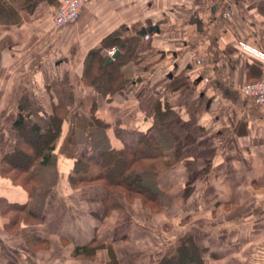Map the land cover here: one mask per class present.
Listing matches in <instances>:
<instances>
[{"label":"crops","instance_id":"1","mask_svg":"<svg viewBox=\"0 0 264 264\" xmlns=\"http://www.w3.org/2000/svg\"><path fill=\"white\" fill-rule=\"evenodd\" d=\"M27 1L11 4L18 24H0V264H180L182 252L264 264V103L242 92L261 62L238 46L264 51V0H91L59 31L63 0ZM119 31L138 39L139 62L105 93L85 66L95 54L107 64L118 48L98 51ZM59 105L54 162L32 182L54 175L53 189L38 200L12 161L24 145L14 124L22 115L26 131H44ZM154 130L170 137L150 186L158 204L95 180L102 152L129 156Z\"/></svg>","mask_w":264,"mask_h":264},{"label":"trees","instance_id":"2","mask_svg":"<svg viewBox=\"0 0 264 264\" xmlns=\"http://www.w3.org/2000/svg\"><path fill=\"white\" fill-rule=\"evenodd\" d=\"M24 0H0V24L10 25L18 24L20 18L17 14L16 9L11 4H19ZM26 1V0H25ZM39 0H28L26 4L30 8L38 3ZM23 5V6H24ZM123 31L116 32L108 36L102 42V48L98 51L99 53L103 48L117 47L122 51L121 55L115 63L110 65L106 64V58L99 54H95L90 57L85 66V82L89 86H92L96 90H103L105 93H115L123 88V84L116 85L118 80H122L121 68L123 63L121 60L124 59L125 52H131L132 47L137 44V38L123 39ZM124 44V47L122 45ZM124 82V79H123ZM54 110V114L50 119V124L41 130L40 127L34 126L32 130L26 131L25 118L20 115L14 124V129L19 132L20 137L24 140V145L16 146V152L12 161L19 166L21 172L24 175L18 176L22 178L23 185L30 189L29 194L31 197H35L38 191H42L38 196L39 199H46L47 195L53 189V184L48 182L34 184L35 174L33 173V167L36 165H42L51 163L53 164L54 157L52 153L55 150L54 142L61 133V124L65 117L61 116L59 111H63L64 106H57ZM62 107V108H61ZM161 134V135H160ZM167 134H162L156 130L146 136L140 146L135 150L129 151V156L125 152H114L105 151L102 152V158L105 159L107 165L104 166L100 171V175L95 179L104 181L106 186H121L131 187L135 189V192L140 196L145 204L154 205L158 204L156 194H153L151 189L152 175L156 173L159 166L163 164V152L165 149L164 144H160V139L166 141ZM170 138V137H169ZM158 140V141H157ZM49 153L47 155L46 153ZM128 172V176L126 173ZM125 174V175H124ZM15 181V179H14ZM32 186V189L30 188ZM41 198V199H40ZM161 203V201H159ZM162 205V204H160ZM18 208L16 212H21L26 206H13ZM95 247L94 249H96ZM88 247L84 248L86 251ZM79 252V250H78ZM184 254V255H183ZM186 253L182 252V257L185 258ZM187 257V256H186ZM168 260V259H166ZM169 261V260H168ZM164 264H171L170 261ZM188 264H200L199 259L192 256V259L187 260Z\"/></svg>","mask_w":264,"mask_h":264},{"label":"built area","instance_id":"3","mask_svg":"<svg viewBox=\"0 0 264 264\" xmlns=\"http://www.w3.org/2000/svg\"><path fill=\"white\" fill-rule=\"evenodd\" d=\"M90 1L91 0H63L52 19L54 28L59 31L65 27L76 24L83 8L90 3ZM238 46L261 62L260 79L255 83L245 85L242 88V92L256 103H264V51L243 41H240ZM113 53L114 50L110 51V55Z\"/></svg>","mask_w":264,"mask_h":264},{"label":"rangeland","instance_id":"4","mask_svg":"<svg viewBox=\"0 0 264 264\" xmlns=\"http://www.w3.org/2000/svg\"><path fill=\"white\" fill-rule=\"evenodd\" d=\"M136 46V45H135ZM132 49H133V47H132ZM110 56V55H109ZM134 61V62H139V60H138V57H137V55H136V53L134 52V50H132L131 52H125V56H124V59H122L121 61L122 62H125V64H128L129 63V61ZM86 84H87V82H86ZM68 99V98H67ZM73 102V101H72ZM63 103V102H62ZM65 104H66V106H68V105H70L71 104V102H70V100L69 101H67V102H65ZM25 144V143H24ZM33 173L35 174L36 173V176L37 177H39L40 176V172H41V170L38 168V167H36L35 169L33 168ZM48 171H54V167L52 168L51 167V169L50 170H48ZM47 171V172H48ZM48 173H51L52 174V172H48ZM53 175V174H52ZM53 178H54V175H53V177H51V178H49L50 179V182L53 180ZM135 196H138V195H135ZM189 257H191V258H189V259H192V256H189ZM183 259H181L180 261H182ZM180 261H179V263H180ZM182 264H187V259L186 260H183L182 262H181ZM180 263V264H181ZM178 264V263H177Z\"/></svg>","mask_w":264,"mask_h":264},{"label":"water","instance_id":"5","mask_svg":"<svg viewBox=\"0 0 264 264\" xmlns=\"http://www.w3.org/2000/svg\"><path fill=\"white\" fill-rule=\"evenodd\" d=\"M155 31L156 32H159V30H158L157 27H150L148 29H143L139 33V35H143L144 36V35H147L148 32H155ZM122 47H124V44L122 45ZM121 53H122V51L120 49L115 50L114 54L107 59V64H110L111 62H113L114 60H116L120 56Z\"/></svg>","mask_w":264,"mask_h":264}]
</instances>
